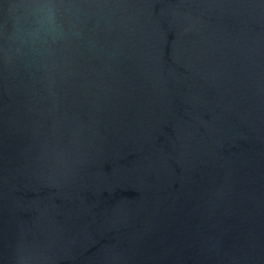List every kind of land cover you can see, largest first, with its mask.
Listing matches in <instances>:
<instances>
[{
  "label": "water",
  "instance_id": "water-1",
  "mask_svg": "<svg viewBox=\"0 0 264 264\" xmlns=\"http://www.w3.org/2000/svg\"><path fill=\"white\" fill-rule=\"evenodd\" d=\"M0 264H264V0H0Z\"/></svg>",
  "mask_w": 264,
  "mask_h": 264
}]
</instances>
